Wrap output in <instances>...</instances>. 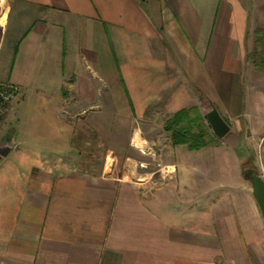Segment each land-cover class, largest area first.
I'll use <instances>...</instances> for the list:
<instances>
[{
  "label": "crops",
  "instance_id": "obj_1",
  "mask_svg": "<svg viewBox=\"0 0 264 264\" xmlns=\"http://www.w3.org/2000/svg\"><path fill=\"white\" fill-rule=\"evenodd\" d=\"M247 21L227 0H0V82L20 86L0 126V148L11 145L0 264H264V218L242 173L249 163L264 179V80L246 68ZM99 96L108 111L84 115ZM194 107L230 124L217 146L190 150L165 130ZM115 113L166 117L169 145L139 128L118 151ZM232 133L234 174L194 180L187 155L216 153ZM184 146L186 161L171 160ZM158 152L164 179L140 172Z\"/></svg>",
  "mask_w": 264,
  "mask_h": 264
},
{
  "label": "rangeland",
  "instance_id": "obj_2",
  "mask_svg": "<svg viewBox=\"0 0 264 264\" xmlns=\"http://www.w3.org/2000/svg\"><path fill=\"white\" fill-rule=\"evenodd\" d=\"M227 2L230 3V6L232 7H234L235 5H239L247 13L248 26L246 32V39L244 42V50L246 51L247 60L246 68L250 72L256 73L259 77H261L260 80L262 81L264 80V0H227ZM101 98L102 97L99 96L98 105L86 109L84 111V115L87 114L88 117L103 116L101 113H106L109 107H104L102 105L103 100ZM112 117H115L113 130L116 136L115 146L118 151H122L123 147H125L129 143V140L131 139V134L134 135V132L137 131L139 128H142L143 135L149 138H153L156 141L157 146L162 147L164 145H169V133H166L163 130V124L165 122L166 117H144L140 120L138 119V117H127L123 114L117 115V113H115ZM149 119H155V121H152L153 123L151 124L149 123ZM98 129L102 132L105 131L106 123L100 122ZM97 140L99 141L98 138ZM216 141L210 146H217L220 140L216 139ZM221 141H224V143L226 144L222 145V147L219 148L218 152L216 153H210V151L212 150L208 149L207 151L209 153L203 151L195 153L193 152L191 156L187 155L188 160L194 164L193 170H191L192 174H194V180L197 181L201 178H208V176L214 179H223L225 175L234 174L235 169L232 164V161H234L233 154H231L230 150L227 149L228 147L230 148L229 144L235 142L234 133H232L231 136H226L224 140ZM135 144H137V142H135ZM180 149H184V151H187V148L184 146L183 148L176 149V154L173 153L170 155L172 158L171 160L176 161L177 163L186 161L185 158L182 157V153L179 152L182 151ZM245 149L246 148H244L242 143L239 144V146L235 147L233 149V152L239 154ZM102 156L103 155L101 153L97 152L96 154H93V159L95 161H98V163H101L103 159ZM146 157L147 162H149V166L147 167V169H145V171L140 170V172L144 173L145 176H149L147 175V173H153L152 177L154 178L161 177L164 179L168 177L169 171L164 166L161 167L159 170L157 169L159 168V166L155 165L159 164L158 162L160 161H163L164 163L167 162L166 154L158 152L156 160L154 157L151 156ZM150 162L152 163L150 164ZM249 166V163H244L243 170L248 168ZM250 168L254 167L251 166Z\"/></svg>",
  "mask_w": 264,
  "mask_h": 264
},
{
  "label": "trees",
  "instance_id": "obj_3",
  "mask_svg": "<svg viewBox=\"0 0 264 264\" xmlns=\"http://www.w3.org/2000/svg\"><path fill=\"white\" fill-rule=\"evenodd\" d=\"M165 130L171 133L174 144L186 145L190 150H200L216 141L207 118L195 107L174 113L165 122Z\"/></svg>",
  "mask_w": 264,
  "mask_h": 264
},
{
  "label": "water",
  "instance_id": "obj_4",
  "mask_svg": "<svg viewBox=\"0 0 264 264\" xmlns=\"http://www.w3.org/2000/svg\"><path fill=\"white\" fill-rule=\"evenodd\" d=\"M206 118L209 122L213 134L217 138L224 137L231 129L230 124L222 117V115L216 108H213L208 113H206ZM10 149V144H7V146L5 147H1L0 159L3 156L7 155ZM243 175L245 179L251 184L252 194L256 199L264 218V179L260 175L259 171L255 168L244 169Z\"/></svg>",
  "mask_w": 264,
  "mask_h": 264
},
{
  "label": "built area",
  "instance_id": "obj_5",
  "mask_svg": "<svg viewBox=\"0 0 264 264\" xmlns=\"http://www.w3.org/2000/svg\"><path fill=\"white\" fill-rule=\"evenodd\" d=\"M20 91V86L12 82H0V126L10 102L16 98Z\"/></svg>",
  "mask_w": 264,
  "mask_h": 264
},
{
  "label": "flooded vegetation",
  "instance_id": "obj_6",
  "mask_svg": "<svg viewBox=\"0 0 264 264\" xmlns=\"http://www.w3.org/2000/svg\"><path fill=\"white\" fill-rule=\"evenodd\" d=\"M250 167L246 168V169H249Z\"/></svg>",
  "mask_w": 264,
  "mask_h": 264
}]
</instances>
